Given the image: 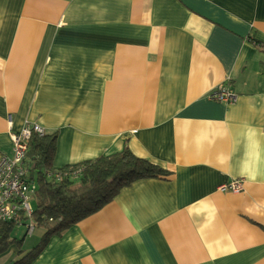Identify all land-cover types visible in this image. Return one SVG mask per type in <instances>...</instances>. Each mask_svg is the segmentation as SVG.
I'll list each match as a JSON object with an SVG mask.
<instances>
[{"label": "crops", "instance_id": "crops-1", "mask_svg": "<svg viewBox=\"0 0 264 264\" xmlns=\"http://www.w3.org/2000/svg\"><path fill=\"white\" fill-rule=\"evenodd\" d=\"M25 123L54 169L127 147L169 172L31 264H264V0H0V157Z\"/></svg>", "mask_w": 264, "mask_h": 264}, {"label": "trees", "instance_id": "trees-1", "mask_svg": "<svg viewBox=\"0 0 264 264\" xmlns=\"http://www.w3.org/2000/svg\"><path fill=\"white\" fill-rule=\"evenodd\" d=\"M56 139V133L31 136L25 159L29 184L34 185L31 216L20 212L16 219L0 223V257L19 248L20 257L13 264H31L53 236L99 211L133 182L169 175L127 147L110 156L54 169ZM29 222L43 234L30 251L22 253L23 239L13 238L11 233L15 226Z\"/></svg>", "mask_w": 264, "mask_h": 264}, {"label": "built area", "instance_id": "built-area-1", "mask_svg": "<svg viewBox=\"0 0 264 264\" xmlns=\"http://www.w3.org/2000/svg\"><path fill=\"white\" fill-rule=\"evenodd\" d=\"M209 98L233 102L236 96L227 89V86H221L211 93ZM9 123H11L10 120ZM33 134L42 136L44 132L37 124L25 123L19 132L11 135V155L0 157V223L16 219L20 212L28 217L31 216L34 185L29 184L25 159L29 140ZM241 188L240 181L231 182L225 186V189L234 193L240 192ZM32 230L34 226L30 223L26 228L27 234H30Z\"/></svg>", "mask_w": 264, "mask_h": 264}, {"label": "rangeland", "instance_id": "rangeland-1", "mask_svg": "<svg viewBox=\"0 0 264 264\" xmlns=\"http://www.w3.org/2000/svg\"><path fill=\"white\" fill-rule=\"evenodd\" d=\"M31 205L34 207L33 195H32V199H31ZM24 224L25 223H21V224L15 226L12 233H11V236L16 237L18 239L25 238L26 240L32 238V241H34L35 245H36L39 242V237L41 236L39 233H41V230L34 227V230H32V232L30 234H26V228L30 223H27L26 225H24Z\"/></svg>", "mask_w": 264, "mask_h": 264}]
</instances>
